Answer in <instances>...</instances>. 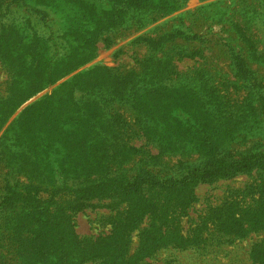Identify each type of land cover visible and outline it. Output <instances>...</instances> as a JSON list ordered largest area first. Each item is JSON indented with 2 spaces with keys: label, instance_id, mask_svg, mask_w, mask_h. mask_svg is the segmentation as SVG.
<instances>
[{
  "label": "trees",
  "instance_id": "1",
  "mask_svg": "<svg viewBox=\"0 0 264 264\" xmlns=\"http://www.w3.org/2000/svg\"><path fill=\"white\" fill-rule=\"evenodd\" d=\"M37 1L0 0V131L21 104L93 59L98 43L109 48L186 0ZM243 2L215 18L228 25L218 40L235 80L219 57L192 47L208 42L197 23L182 24L135 38L148 50L132 67L95 65L4 129L0 264H186L159 253L216 259L264 233V84L250 68L264 57V0ZM202 10L185 15L199 21ZM185 58L198 65L180 70ZM251 172L253 183L191 215L199 184ZM86 209L107 211L93 220L97 236L76 231ZM249 259L264 264V235Z\"/></svg>",
  "mask_w": 264,
  "mask_h": 264
},
{
  "label": "rangeland",
  "instance_id": "2",
  "mask_svg": "<svg viewBox=\"0 0 264 264\" xmlns=\"http://www.w3.org/2000/svg\"><path fill=\"white\" fill-rule=\"evenodd\" d=\"M42 0L37 1V4H41ZM244 0H186L184 6L167 16L159 18L157 21L153 22L146 28L134 32L129 36L119 40V42L109 48H106L103 43H98L93 59H91L86 64L80 66L76 70L72 71L70 74H67L63 78L59 79L56 83L44 88L33 97L28 99L26 102L20 105L17 110L10 116L6 124L0 131V136L2 135L4 129L10 125V123L19 115L22 114L23 110L29 105L35 103L40 99H44L46 103L49 101L48 98H44L46 95L51 94L55 89L61 87L64 83L70 81L77 74L87 71L95 65H103L109 68H114L122 64L123 69L130 68L134 65V58H140L147 53L148 45L144 42L133 43L135 38L144 36L146 38H155L161 35L164 32H170L176 27H185L182 25H190L193 22L197 23L195 26V31L204 33L208 37V42L204 44L196 43L192 47L203 49V53L207 57H219L220 59L216 62L218 67L221 70V73H226L230 79L235 80L232 70V65L230 59L225 57V52L228 54V47H224L223 43L226 42V39L218 40L221 36L227 38L228 25L217 23L215 18L223 15V12L227 9L228 6H233L235 4L243 7L245 3ZM204 7V10L197 13L199 21L196 20V16L185 15L186 13H195L199 8ZM13 6H11V9ZM41 8H46L41 6ZM246 9V8H245ZM18 13H22L25 10L17 7ZM12 16V15H11ZM224 16V15H223ZM196 17V18H195ZM224 18H227L224 16ZM5 19V18H4ZM3 19V20H4ZM192 20V21H191ZM196 20V21H194ZM194 24V23H193ZM225 30V31H224ZM263 31V30H262ZM264 36V32L262 33ZM210 40V42H209ZM223 42V43H222ZM187 44V43H186ZM188 47L191 46V43L187 44ZM260 46H264V40L260 43ZM122 49V52L116 54L118 49ZM199 59V58H196ZM198 65L194 60L190 58H185L184 60L178 62L180 70H185L188 67ZM121 66V65H120ZM250 68L254 71L259 81L257 82L260 85L264 84V57L263 61L255 60L251 64ZM0 78L5 80L7 78V72L0 65ZM89 78L88 75H85L81 78V82L84 84L85 81ZM67 86L66 88H68ZM135 145L139 146L143 143V140H136ZM153 152H156L153 149ZM256 174L251 173H240L234 176L233 178H221L213 183H201L198 185L196 194L198 196V201L194 204L193 209L191 210V215L195 218L197 214L201 213L209 204L218 205L222 199L228 194L229 189L231 188H243L246 185L253 183L255 180ZM104 209L91 210L86 209L83 212L77 213L75 216L76 231L80 236H97V233L100 231V228L97 227V222H93L99 213L105 212ZM107 212V211H106ZM264 235L263 232L260 233H251L249 237L238 241L228 247L230 251H222L219 253L218 257L212 258V256H201L197 252L192 250L182 251L175 249L163 250L159 253V259L165 258H175L180 260L182 263L186 264H253L249 259V250L253 242L258 240ZM91 264V263H90Z\"/></svg>",
  "mask_w": 264,
  "mask_h": 264
}]
</instances>
